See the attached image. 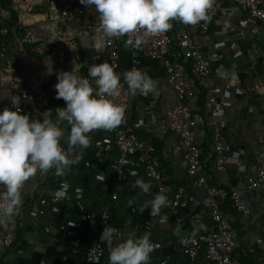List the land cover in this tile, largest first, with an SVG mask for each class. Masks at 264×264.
I'll use <instances>...</instances> for the list:
<instances>
[{
    "label": "crops",
    "instance_id": "obj_1",
    "mask_svg": "<svg viewBox=\"0 0 264 264\" xmlns=\"http://www.w3.org/2000/svg\"><path fill=\"white\" fill-rule=\"evenodd\" d=\"M5 1L15 14L19 30L12 29L8 36L10 46L7 57L0 59V102L17 98L14 76L25 77L26 89H34L50 84L57 76L55 72H59L57 59L51 55H38L25 38V29L29 26L35 28V38L59 37L58 11L52 4L53 0ZM81 7L83 12L65 26L61 36L65 43L73 45V52L62 70H72L76 62L81 67V75L87 76L89 67L102 63L108 52V40L115 38L119 52L118 72L126 89L122 74L131 70L135 60L141 70L157 82L158 94H150L149 98H142L139 94L129 95L128 119L137 126L142 142L156 144L161 160L160 170L169 185H188L183 155L177 150L180 139L169 129L166 120V111L177 101V96L167 82L162 61L147 56L143 46L140 49L125 47L123 36H106L99 26L95 8L82 4ZM218 7L219 12L208 33L202 34L196 25H190L189 31L212 67L208 81L219 89V107L218 110L206 108L200 95L188 98L187 102L196 116L197 132L204 145L202 160L205 174L213 184L242 189L248 178L264 167L260 161L264 154V24L251 19L245 8L236 6L230 0H220ZM46 60L53 62L55 72L52 75L46 74ZM174 60L190 74V63L178 48L175 49ZM226 85H230L229 90H226ZM152 98L158 99L155 106L150 105ZM55 104L66 107L63 99H53L52 106ZM24 105L28 106L27 103ZM52 108L47 112L54 117ZM44 112L31 111L28 114L42 119ZM60 124L65 129L61 144L68 147L69 125L66 121ZM218 131L230 145L224 172H218L214 162V134ZM108 135H112V130L91 132L89 147L75 149L79 162L67 168L63 175H56L55 169L37 171L24 184L21 207L25 215L16 217V241L5 246L0 240V264H84V256L91 243L101 238L97 215L103 210L109 214L110 226L125 235L129 232H135L137 237L149 235L154 244L150 264L161 260H166V264H212L203 252L196 261H192L180 244L182 235L198 234L211 225V217L205 207V190L189 186V193L195 200L184 211L179 224L168 206L162 207L159 215H151V208L146 205L155 195L161 194L157 184L148 180L143 172L136 178L127 167L124 178L118 180L117 168L112 163L116 159L115 153L109 155L110 163L98 162L95 140ZM129 160L131 167H141L139 157ZM141 178L151 183L148 193L135 186V181ZM65 180L70 183L68 200L50 201L51 194L58 191ZM114 195H117L116 199ZM42 198L48 199L44 205L45 213L36 218L31 204ZM242 200L249 206V217L229 200L220 203L242 245L235 254L243 264H257L259 259L264 264V189L244 194ZM142 207L143 212L140 211ZM84 215L88 217L83 219ZM78 222H81V226L76 227L80 242L76 243L66 231ZM10 226L11 223L6 220L0 223L1 235L9 231ZM46 227H50V231ZM244 246L251 247L253 251L243 255L241 249ZM108 253L101 264H108Z\"/></svg>",
    "mask_w": 264,
    "mask_h": 264
},
{
    "label": "built area",
    "instance_id": "obj_2",
    "mask_svg": "<svg viewBox=\"0 0 264 264\" xmlns=\"http://www.w3.org/2000/svg\"><path fill=\"white\" fill-rule=\"evenodd\" d=\"M219 1L214 0L213 7L208 12V19L196 24L202 34L208 33L214 18L218 14ZM236 6L246 9L248 16L256 21L264 24V7L262 0H230ZM53 6L58 11V34L57 39L53 37L48 38H35V28L29 26L25 29V38L32 44V50L38 55H51L57 59L58 69L61 71L66 60L73 52V45H68L63 41L61 36L64 33L65 26L76 19L83 10L81 9L80 0H53ZM12 18V11L10 8L0 2V21L2 27L0 28V59H5L9 51L8 38L10 34L9 21ZM171 28L164 33L144 37L146 42L142 45L144 52L151 59L162 61L166 71V79L168 84L175 90L177 101L166 111V120L169 129L174 132L180 139V146L177 148L181 152L186 167L187 184H179L170 186L166 181L163 173L160 170L161 160L156 153V148L151 143H144L138 135L137 126L130 123L127 111L129 109V94L126 86L121 79L122 88L120 95L112 97L113 101L125 107V117L119 126L112 129V135H108L95 140V148L97 150V160L101 164L110 163L109 155L116 154V159L112 161L113 165L117 168V179L122 180L125 176V167H127L132 175L135 177L143 172L148 180H153L160 193L168 199L167 206L175 215L176 223L182 221L184 211L189 205L194 202L195 198L189 193V186H197L205 190V207L211 217V225L209 228L198 234H185L180 238V244L183 252L188 255L192 261H196L200 254L203 252L206 259L212 264H243L236 256V249L240 245L236 232L233 229L231 221L223 213L220 203L229 200L232 204L241 211L246 217L250 216L249 206L246 205L242 197L247 193H255L257 189H264V167L248 178L245 186L241 188L226 187L213 184L204 172V164L202 157L205 153L204 145L200 139L197 127L198 122L190 105L187 102L188 98L204 95L205 107L210 110H218L219 102V89L213 83L208 81L209 75L212 73V67L208 61L207 55L197 46L189 31L190 25H185L178 20L171 21ZM142 35V33H137ZM128 39L129 37L125 35ZM135 39V37H133ZM181 50L183 58L187 59L190 63V74L186 72L181 64L174 60L175 49ZM108 62L113 66L114 70L119 74V56L118 45L115 38L108 40V52L104 56L102 63ZM140 69L138 61H134L131 69ZM13 82L17 85L18 96L13 105L12 101L0 102V111L4 108H11L24 112L25 114L31 111L38 113L47 111L48 107L52 104L53 99L56 98L55 84L57 76L48 85L37 86L34 89H26V79L23 76H14ZM230 89V85H226V90ZM142 98H149L148 96L140 95ZM22 102L27 103L24 105ZM158 102L157 98H152L150 105L155 106ZM61 107V106H57ZM57 107L55 109V116L51 119L57 121ZM62 122V121H61ZM59 122V123H61ZM70 128V126H69ZM262 142L264 140L262 139ZM61 146L67 150L65 144ZM214 151H215V166L218 172L226 170V160L230 152V145L226 137L220 132L214 134ZM131 157H139L141 167L129 164ZM261 164H264V154L262 155ZM140 170V171H139ZM256 171V167L253 168ZM138 178V177H136ZM147 179L144 181L147 182ZM59 190L65 192V196L56 199L54 194H51L50 201L63 202L68 200L70 193V183L65 180L61 183ZM3 188H0V192ZM114 199L117 195H114ZM48 199H36L31 204L34 217L42 216L45 213L44 205ZM25 215L24 209L20 206L15 215L6 220L11 223L9 231L0 233V240L5 246L12 245L17 238L18 223L16 217H23ZM88 215L82 218L86 219ZM98 225L103 232L104 228L109 227V214L107 211H100L97 215ZM74 227L69 228L66 234L73 238L76 243L80 242V237L77 233V228L81 226V222L75 223ZM117 229V228H116ZM50 231V227H46ZM120 233L119 229H117ZM102 235V234H101ZM260 242V240H259ZM101 238L94 240L88 252L84 256V264H101L105 254L110 251L114 246ZM159 247L160 244H157ZM242 254L247 255L253 249L249 246L242 247ZM257 264H262L260 262ZM157 264H166V260H161Z\"/></svg>",
    "mask_w": 264,
    "mask_h": 264
},
{
    "label": "clouds",
    "instance_id": "obj_3",
    "mask_svg": "<svg viewBox=\"0 0 264 264\" xmlns=\"http://www.w3.org/2000/svg\"><path fill=\"white\" fill-rule=\"evenodd\" d=\"M80 3L95 8L99 26L106 36L127 35L125 47L140 49L146 42L144 37L167 32L173 20L185 25L207 20L214 0H80ZM54 72L53 62L46 60V74ZM55 74L56 98L66 103V107H57V121L54 122L47 111L42 119L7 107L0 111V188H3L0 223L15 215L22 204V188L37 171L55 169L56 175H63L67 168L79 162L75 149L89 147L91 132L112 130L125 117V107L111 99L120 95L121 74L108 62L92 65L87 69V76L81 75V67L76 62L72 70ZM122 75L129 95L158 94L157 82L143 70L133 68ZM12 103L15 104L13 99ZM61 121L70 126L67 150L61 146L65 136ZM135 186L148 193L151 183L141 178L135 181ZM54 196L63 198L65 192L58 190ZM167 204L162 190L146 206L151 208V215L156 216ZM101 241L110 245L115 241L108 253V264H150L154 244L148 234L137 237L135 232H129L125 235L107 225Z\"/></svg>",
    "mask_w": 264,
    "mask_h": 264
},
{
    "label": "trees",
    "instance_id": "obj_4",
    "mask_svg": "<svg viewBox=\"0 0 264 264\" xmlns=\"http://www.w3.org/2000/svg\"><path fill=\"white\" fill-rule=\"evenodd\" d=\"M0 2H2L5 6L6 5V2L5 0H0ZM9 25H10V34L12 33V29H15V30H19V25L17 24V21H16V18H15V14H12V18L11 20L9 21ZM9 34V35H10ZM124 38V42L127 40V38L125 36H123ZM7 42H9V38H6ZM119 53V52H118ZM201 97L204 98V95L203 94H200ZM53 107V108H52ZM57 105H53L52 104L48 107L47 111L50 110L52 108V114H55V109H56ZM55 116V115H54ZM154 145V144H153ZM155 148H156V153L158 154V149L156 147V144L154 145Z\"/></svg>",
    "mask_w": 264,
    "mask_h": 264
}]
</instances>
